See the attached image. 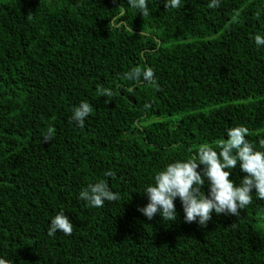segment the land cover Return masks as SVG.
Wrapping results in <instances>:
<instances>
[{"label":"trees","instance_id":"16d2710c","mask_svg":"<svg viewBox=\"0 0 264 264\" xmlns=\"http://www.w3.org/2000/svg\"><path fill=\"white\" fill-rule=\"evenodd\" d=\"M210 2L166 10L165 0H146L143 17L128 0H0V259L264 264L255 190L239 217L213 212L206 227L185 222L179 197L177 220L138 211L157 172L195 158L201 144L219 151L229 128L246 127L264 151V45L254 41L264 37V0ZM113 17L127 26L113 28ZM135 67H150L156 86L127 79ZM81 101L92 106L83 127L71 119ZM229 171L238 186L245 174ZM99 180L118 201L91 207L79 198ZM60 212L70 236L48 234Z\"/></svg>","mask_w":264,"mask_h":264},{"label":"clouds","instance_id":"9594fccd","mask_svg":"<svg viewBox=\"0 0 264 264\" xmlns=\"http://www.w3.org/2000/svg\"><path fill=\"white\" fill-rule=\"evenodd\" d=\"M128 5L142 13L143 17L149 16L150 10L146 0H128ZM181 5V0H165V9H176ZM220 0H211L209 7L218 8ZM31 13L27 18H31ZM120 23H117V21ZM113 28L119 29L127 25L120 17H113L110 21ZM129 31H132L129 28ZM145 35V33H140ZM257 46L264 45V37L257 34L254 37ZM126 78L135 82H150L156 86L154 71L149 68L135 67L125 74ZM132 92L133 89H128ZM98 92L103 97H111L114 92L108 88H99ZM92 112V106L86 102L73 108L71 119L77 126L83 127L85 119ZM248 129L237 126L227 129V139L220 141L219 151L208 144H201L195 158L187 161H177L167 165L163 170L155 174V184L144 191L148 197V203L138 211L142 212L149 220L159 214L162 221L177 220V212L174 200L179 197L184 211V220L187 223L197 222L206 227L212 219V213L220 215H232L239 217L241 210L249 206L253 201V190L259 199L264 200V151L255 150L246 139ZM45 142L52 140V134L43 137ZM261 148H264V139L260 140ZM203 165L202 174L197 171L198 166ZM239 169L245 174L236 186L229 179V169ZM105 176L115 177L111 170ZM208 182L209 192L206 195L202 187ZM79 198L86 201L88 206L103 207L105 202L119 200V193L110 190L105 180H99L94 184H88L80 191ZM74 225L63 213H57L48 228V234L54 235L58 231L70 236ZM0 264H9V261L0 259Z\"/></svg>","mask_w":264,"mask_h":264}]
</instances>
